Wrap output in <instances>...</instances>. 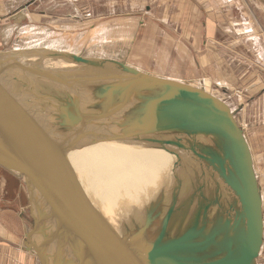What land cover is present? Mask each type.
Instances as JSON below:
<instances>
[{
  "label": "water",
  "instance_id": "obj_1",
  "mask_svg": "<svg viewBox=\"0 0 264 264\" xmlns=\"http://www.w3.org/2000/svg\"><path fill=\"white\" fill-rule=\"evenodd\" d=\"M64 57L82 65L112 63L122 72L71 80L93 81L99 85L90 92L93 101L89 111L83 112L80 108V93L78 98L68 95L70 101L57 107L59 125L64 130H75L66 139H57L37 125L0 81V158L6 154L13 161L6 167L0 159V165L16 166L26 178L34 219L32 231L26 235V250L35 251L41 264H256L264 245L263 198L252 150L230 106L203 88L175 79L157 78L116 60L97 62L77 55ZM7 67L73 86L57 71L23 65L12 59L0 60V75ZM132 100L135 103L130 106L127 118L121 121L124 123L121 133L125 135L104 138L113 141L143 138L140 141L158 147L179 148L184 147L179 141L181 138L156 136L168 132L188 139L190 136L214 138L213 145L197 144L201 151L197 154L235 193L228 213L211 215L212 204L198 203L192 217L185 222L190 207L183 206V210L177 206L178 216L180 211L185 214L178 223L177 234L171 237L172 220L177 218L175 205L180 196L175 194L173 206L163 217L154 241L148 242L145 236L157 219L155 213L159 206L151 209L152 213L133 235L123 236L115 245L102 239L88 212V203L78 189L79 184L67 169L66 151L74 147H71L73 142L89 135L90 127H95L91 123L116 116ZM192 150L197 152L195 147ZM191 196L185 205L193 203L196 196ZM205 197V201L213 202ZM37 236L41 241L36 240ZM54 244L56 251L50 253L49 248Z\"/></svg>",
  "mask_w": 264,
  "mask_h": 264
},
{
  "label": "rangeland",
  "instance_id": "obj_2",
  "mask_svg": "<svg viewBox=\"0 0 264 264\" xmlns=\"http://www.w3.org/2000/svg\"><path fill=\"white\" fill-rule=\"evenodd\" d=\"M28 2L34 3L26 8ZM14 12H21V16L27 14L28 17L25 21L20 18L8 21V16ZM1 24L4 25L3 30L11 29L8 37L11 43L0 46V59L21 56L17 58L26 60L28 56H37L49 59L60 58L75 63L71 58L64 56L77 53L79 57L93 61L116 60L145 71L140 63L144 61L150 65L148 69L151 70L152 75L181 78L178 81L193 83L200 89L206 88L211 94L221 98L233 110L234 117L246 134L250 148H252L264 203V88L256 93L244 89L246 91L237 94L235 86L228 82L225 85H220L219 80H216L217 76L205 72L209 65L214 62V65L218 64L216 59H220L219 53L222 51L220 50V52L219 48H221L224 50L223 55L220 54L222 58L227 61L237 60V63L243 67L242 69L246 68L249 72L254 73L253 79H257L256 83L262 84L264 87L263 2L259 0H0V26ZM211 39L216 41L210 42ZM56 42L63 50L47 48L26 50L29 47H38L40 44L42 47L55 46ZM11 49L26 51L16 52L10 51ZM170 53L174 55L172 56ZM178 53L184 55L187 53L194 69L191 75H186L188 70H182L179 66L178 58L175 56ZM208 55L217 58H213L214 62L210 63ZM201 62L203 66L199 69L202 72L198 77L196 74L197 63L201 64ZM76 65L77 67L57 72L69 78L95 77L122 72L119 66L112 63H105L103 66L77 63ZM31 66L42 68V64L32 63ZM161 69L163 71H160ZM158 70L159 72H157ZM227 72L223 67L220 75H227ZM45 79L47 78L38 77L36 74L32 76L11 67H7L0 75L1 83L5 85L12 96L21 102L27 109L25 111L30 113L37 125L56 138H70L75 130H64L59 125L60 112L57 108L65 101L69 102L70 98L62 99L56 96L61 92L64 93L62 84ZM226 79L228 78L225 77ZM27 82L30 83V87L26 85ZM78 85L81 87V92L79 89L78 91L84 101L80 108L83 112L89 111L86 102L93 101V98H90V92L93 87L99 84L85 81L79 82ZM29 89L38 95L40 92L42 95L54 97H51L48 103L44 99L33 97ZM238 96H241L242 99H239ZM156 137L158 139L172 138L173 140L181 138L185 144H189L190 141L188 136L177 133L175 135L162 133ZM204 138L210 137L204 136ZM204 138L200 137V139ZM95 145L99 147L96 153L100 151L101 155L98 156V161L102 165L109 166L108 160L105 158L112 159L111 162L114 165L117 164L116 166L110 165L114 172L111 179L109 175L103 174L104 184L110 185L111 182L115 186L112 177L116 175L117 171L126 173L125 167H123L126 162L124 155L130 152H125L121 148L116 151L114 147L112 148L106 143ZM79 150L81 151V149ZM82 151L84 150L82 149ZM88 151L94 155L93 146H90ZM1 158L8 164L5 163L6 167L12 165L13 161L10 156L4 154L1 155ZM76 160L71 163L68 170L75 177L82 197L90 206L93 203V197L86 182H95L98 196L103 188L100 189L101 182L97 181L94 172L88 173L86 169L79 168L78 165V168L75 166ZM14 165H17L16 162ZM1 167L5 169V172H9L6 174H11L10 176L14 180L6 179L5 187L0 186V198L4 196L0 200V264H41L35 251L26 250V235L32 231L34 224L28 186L25 185V180L21 177L20 171H17L16 166L6 168L0 165ZM154 168L156 169V167ZM11 171L12 173H10ZM202 178L203 176L199 172L193 178L191 177V180L184 179L186 181H184L185 189L183 191L186 195L184 197L180 195L175 205L177 218L172 220L171 237L177 234L178 223L184 213L180 211L178 216L180 209H177V206L178 208L186 206L187 198L192 195L193 191H197L201 183H206V180H209L208 186L203 188V192L207 193L206 196L209 198L216 195L212 179L204 180ZM164 180L169 181L166 178ZM17 181L21 185V192L18 191L20 185L17 184ZM122 189L127 192L125 196L131 192L124 185L120 187V190ZM120 195L124 196L121 192ZM170 197L171 195L162 193L155 202L151 201L153 207H159L155 213L157 219L145 236L148 242L155 240L161 230L163 217L168 208L173 206V199ZM196 199L195 197L194 203L189 208L191 212L188 213L185 222L192 217L198 204V201L195 202ZM201 205L206 206L207 203H201ZM153 207L148 208V211L143 210L138 213L134 221L132 220L133 222L129 224L131 230L124 236H131L141 228L148 214L152 213ZM210 210L213 215V208ZM49 252L51 253V250ZM258 264H264V245L258 258Z\"/></svg>",
  "mask_w": 264,
  "mask_h": 264
},
{
  "label": "bare ground",
  "instance_id": "obj_3",
  "mask_svg": "<svg viewBox=\"0 0 264 264\" xmlns=\"http://www.w3.org/2000/svg\"><path fill=\"white\" fill-rule=\"evenodd\" d=\"M32 3H34V2H30V3L28 2L26 4V8H29V6ZM15 13H17V12L11 13L8 16V21H9L10 17ZM41 48H47L50 50H55V49L61 50V48H59V49L58 48L54 49L51 47L50 48L49 47H41ZM33 49H39V48L32 47V48L26 49V50H33ZM26 50L11 49L10 51H16L17 52V51H26ZM73 54L78 56L77 53H73ZM171 55L173 56L174 54L172 53ZM175 56H176V58H178L179 62L183 61L184 63H187V59H188L187 53H185V55L183 53L182 54L178 53ZM17 57L19 58L21 56H11L9 58L8 57L7 58H1L0 60H10L11 61V59H12V60L18 61L19 63H21L23 65H25V64L31 65L32 63H35L37 65L42 64V68H45L48 71H55V72L58 70H64V69H70V68L77 67L76 62L75 63H73L72 61L68 62V61L60 59V58L49 59V58H45V57L40 58L37 56H28L26 58V60H21V59L19 60ZM131 67H133V66H131ZM135 69H137V68H135ZM137 70H139V69H137ZM139 71H141V70H139ZM141 72L143 73L145 71H141ZM27 73L32 75V76L34 75L30 72H27ZM58 73L62 74L60 72H58ZM145 73H147V72H145ZM64 76H66V75H64ZM153 76H155L157 78L161 77L159 75L157 76L156 74H153ZM85 77H87V76H85ZM85 77H70L69 78L66 76V78L69 79L70 81L73 78L76 79V78H85ZM42 78H44V77H42ZM45 80L50 81L49 79H45ZM85 81H83V80L71 81L73 86H71V84L70 85L62 84V88H63L64 93L61 92V93H59V95H56V96H59L62 99L63 98L67 99L68 97L70 98V96L72 94L73 96L76 95V97L78 98L80 96V94H79L77 89H79V91L81 92V87H79L78 84H79V82H85ZM50 82H53V81H50ZM87 82L97 83V82H93V81H87ZM53 83H56V82H53ZM57 83H59V82H57ZM189 84L198 88L193 83H189ZM26 85L28 87H30V83L27 82ZM205 90L208 91L206 88H205ZM7 91L10 93V91L8 89H7ZM29 91L31 92L33 97H37L38 99H44V101H47L48 103L50 101V98L54 97L52 95L51 96L42 95L40 92H38L39 93V95H38L36 92H34L31 89H29ZM77 93L79 94V96H77ZM68 95H70V96H68ZM13 97H15V96H13ZM82 100L83 99L81 97V99H80L81 104H82V102H84ZM86 103L89 107L90 106L92 107L91 103H88V102H86ZM134 103H135V100L134 101L132 100L131 104L124 107L122 111H120L116 114V116H113V117L107 118V119H101L99 121H95L94 123H91V124H94L95 127L94 126L90 127L91 131H90L89 135L82 136V138L73 142L71 147H73V146L74 147L69 148V150L66 151L67 169L71 166V163L74 160L78 159V160H76L75 166L77 168L79 166V168L86 169L88 171V173L94 172L95 176L97 178V181L101 182L100 189L102 187L103 190H101V192L99 193L100 194L99 196H98L97 189H95V182H93V181L86 182L88 185V188H90L89 192H90L91 196L93 197V203L90 204V206H88V212L91 213V216H92L93 222H94V226L97 228L99 235L102 237V239L104 241H107L111 245H115V244L119 243L120 238H122L124 235H126V233L129 230H131V227L129 224L132 222L134 215H137L138 213L143 211L142 209H144L145 211H148V208L150 209L151 207H153L152 202H155L157 200V198L160 197V195H162V193H165L168 196L171 195V197H170L171 199H173V196H176L175 194L182 195L183 197L186 195L185 191H183L185 189L184 188V186H185L184 181H186L184 179H190L191 180V177L193 178V176H195L199 172L203 176L204 164H203V160H201L198 157V154H201V151L198 149L197 144L208 145L210 142H212L214 140V138H204L203 136H190V141H189V144L187 143V145H185L183 143V140H179L181 142V144H183V146H184L183 148H179L177 146L158 147L156 145L149 144L148 142L144 143V142L140 141V140H143V138H141V139L140 138H138V139L132 138L131 140H116V141L106 140L107 138H104V137L112 138L113 136H116V135L117 136L125 135L124 133H121L122 132L121 125H124V123H122L121 121L127 118V114L129 112L130 106L133 105ZM19 104L21 105L23 111H25V110L27 111V109L21 104L20 101H19ZM165 134L168 135V132ZM200 137H203L204 139H200ZM101 138L104 140H102ZM95 140H97V141L102 140V141L99 143H94ZM102 143H106V144L110 145V147H112V148L114 147L116 151L121 148L125 152H130V153H126L124 155L126 162H125V165L123 167H125L124 169H125L126 173H118V171H117L115 173L116 175L114 177H112V179L115 182V186L112 185V183L110 181H108V182H110V185H105L103 182V174H105L107 176L109 175L110 179H111L112 174H114V172L112 171L113 169L110 166V165H114V163L111 162L112 159L105 158V157L104 158L108 160L109 166H105L104 164L102 165L98 161V156H100L101 154L99 153L100 151H98V153H96L97 150L99 149V147H97L95 144H102ZM86 145H88V146L86 147ZM90 146H93L92 152L94 153V155L90 154L88 151ZM170 147H172V148H170ZM192 147H195V150L197 152H194V150H192ZM79 149H81V151ZM82 149L84 151H82ZM146 151L153 152V153L155 152L159 155L164 154V155H168L170 157V163L165 168L166 169L165 172L161 174V176H163V177L169 176L170 177L169 181L162 182L160 185H157L160 182H158V183L152 182L150 185L148 184L147 186H143V188H145L144 190L134 189L135 185H133L132 190H133L135 196H133V198H131V196H129V194L125 196V194L127 192L124 189L120 190V187H122L124 185L126 188H128L129 184L132 185V179L138 174V172L141 168H144V169L147 168V171H149V172H154V170H155L154 167H156V166L153 165L151 157L150 156L143 157L139 154V152H145L146 153ZM116 165H114V166H116ZM104 166L108 169L106 170V168ZM13 173H15V172L13 171ZM21 177L25 180V185H27L25 176L22 175ZM136 182L138 183L139 181H136ZM206 185H207V183H201V185H199L197 191L192 192V195L194 194L197 198L195 200V202L198 201L199 204H201V203L206 204L207 203V205L212 204L211 205V208H213L212 211H214V209H216V213H221V212L222 213H228L230 210V207H229L230 202L225 197H223V195H221V193L219 194V193L215 192L216 195L212 198L210 197V199H212L213 202H209L210 200H206V201L204 200L206 198L205 196L207 193L204 194L203 188ZM144 191H146V192H144ZM120 192L124 196H121ZM167 193H169V194H167ZM127 196H129V199L132 200L133 202L131 205L129 204V205H126L127 207H125L123 205V203H124L125 198ZM191 197L192 196H190V198ZM187 200H188V198H187ZM216 200H218V202ZM214 201L216 203H214ZM192 204H189V205L186 204V207H188V206L191 207ZM233 210H235V207H233ZM184 214H185V212L183 213V215ZM214 214L215 213L213 212V215ZM36 238H35L36 240L41 241L40 236H37ZM50 250H51V253L55 252L56 251V245L54 244L52 248L50 247ZM132 250L136 251L137 249L135 248ZM137 256H139V254H137Z\"/></svg>",
  "mask_w": 264,
  "mask_h": 264
},
{
  "label": "crops",
  "instance_id": "obj_4",
  "mask_svg": "<svg viewBox=\"0 0 264 264\" xmlns=\"http://www.w3.org/2000/svg\"><path fill=\"white\" fill-rule=\"evenodd\" d=\"M259 1L263 2V4H264V0H259ZM27 17H28L27 14L21 16V12H17V13L13 14L10 17L9 21L10 20L14 21L15 19H19V18L22 21H25ZM3 26L4 25H2V24L0 26V46L9 45L11 43V41L8 39V37H9V35L11 33V29H8L7 31L3 30V28H2ZM217 40H218V38H217ZM209 41L214 43L216 40L211 39ZM217 43L219 44V42H217ZM59 46L60 45L57 43V45H55V46L51 45L50 47L54 48V49L55 48L59 49L61 47V46L60 47ZM41 47H42V45L40 44V46H38L37 48L40 49ZM29 49H30V47H29ZM165 49H167V48H165ZM167 50H169V49H167ZM220 50L222 51V53H219V58L220 59H218L217 57H215L213 55H211V56L208 55L207 58H209L208 60H209L210 63L214 62L213 58H217L216 62L218 64L214 65L215 64V62H214L212 65H209V67H206V69H205L206 73H209L212 76H217L216 80L217 79L219 80V84L220 85L221 84L225 85L226 82H228L229 84H232L233 86H235L236 87V89H235L236 91L235 92H237V94L241 93L242 91H246V90L250 91L251 93H256V92H258V91H260L261 89L264 88L262 84L258 85L256 83V82H258L257 79H253L254 76H255L254 73L249 72L246 68L242 69L243 67L237 63L238 62L237 60L227 61L224 58H222L221 55H223V53H224L223 51L224 50L219 48V51ZM203 55L205 56V54H203ZM245 58L246 57H244V59ZM248 60H250V59H248ZM190 61L191 60H189V58H188L187 59V63H184L183 61L178 62L179 66L181 67L182 70H185V71L188 70L186 75H191V73L194 72L193 71L194 69L192 67V63ZM206 62H207V59H206ZM140 63L143 65L144 70L147 73H151L152 74L151 70L148 69V66H150V65L146 64V62H144V61H143V63L142 62H140ZM204 64H205V62H204ZM201 66H203L202 62H201V64L197 63L198 71H197L196 74H198L197 75L198 77H199V75H201L200 73L202 72V71H200ZM166 67H168V66H166ZM223 67L225 68V70L228 71L227 75H220L221 68H223ZM163 70H164V68H163ZM163 70L161 69L160 71H163ZM203 71H204V69H203ZM157 72H159V70ZM188 77H190V76H188ZM225 77H227L228 79L225 80ZM166 78H168V77H166ZM169 79L180 80L181 78L173 77V78H169ZM244 89H246V90H244ZM238 98L242 99L241 96H238ZM245 139L247 140V136L246 135H245ZM247 143H249L248 140H247ZM208 145H213V141L210 142ZM249 146H250V144H249ZM251 150H252V148H251ZM139 154L141 156H143V157L150 156L151 159H152L153 165L156 166V169L152 173H149V171H147V168L146 169L141 168L139 170L138 174L132 179V185L131 184L128 185V188L131 191L130 194H129V196H131V198H133V196H135L134 193L132 195V192H133V190H132L133 187L132 186L133 185H135L134 189L144 190L145 188H143V186H147L148 184L150 185L152 182H154V183L160 182L159 184H157V185H160L162 182H165L164 178H166V180H169V178H170L169 176L168 177L167 176H164V177L161 176V174L165 172V170H166L165 168L167 167V165L170 163V157L168 155H164V154L163 155L162 154L159 155V154H157L155 152L153 153V152H148V151H146V153L145 152H139ZM252 157H253V162H254L253 153H252ZM0 159H1L2 163H4V164L6 163L3 158H0ZM203 164H204V166H203V179L204 180L206 178L212 179L213 185L216 188V192L219 193V194L221 193V195H223V196L226 195L224 197L230 202V204H232L233 203V199L235 198V193L232 192L230 187L225 183V180L219 176L218 172L213 167H211L210 164H208L206 161H203ZM254 169H255V172H256V168H254ZM4 170L5 169L3 167L0 168V186H2V187H5L4 185L7 183L6 179H10L11 178L12 181L14 180V178L12 176H10L11 174H6V173H9V172H5ZM10 173H12V172H10ZM15 176H17V175H15ZM256 176H257V174H256ZM136 181H139V182L137 183ZM17 182H18L17 184L20 185L19 181H17ZM258 182H259V178H258ZM206 183H209V180L208 181L206 180ZM259 187H260V192H261V184H260V182H259ZM18 189H19L18 191L21 190V185H20V187ZM144 192H146V191H144ZM129 196H127L125 198V201L123 203V205L125 207H127L126 205H129V204L131 205L132 202H133L132 200L129 199ZM3 197L4 196H2V198H0V200H2ZM262 198H263V195H262ZM263 205H264V203H263ZM142 210H144V209H142ZM213 212L216 214V209H214ZM137 215H134V218ZM134 218H133V221H134ZM263 221H264V207H263ZM256 264H258V259L256 260Z\"/></svg>",
  "mask_w": 264,
  "mask_h": 264
},
{
  "label": "flooded vegetation",
  "instance_id": "obj_5",
  "mask_svg": "<svg viewBox=\"0 0 264 264\" xmlns=\"http://www.w3.org/2000/svg\"><path fill=\"white\" fill-rule=\"evenodd\" d=\"M169 210V209H168Z\"/></svg>",
  "mask_w": 264,
  "mask_h": 264
}]
</instances>
